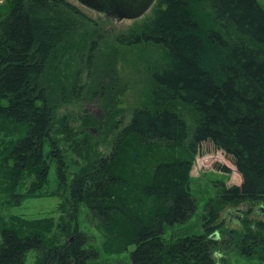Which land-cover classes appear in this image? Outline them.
Here are the masks:
<instances>
[{"label": "trees", "instance_id": "1", "mask_svg": "<svg viewBox=\"0 0 264 264\" xmlns=\"http://www.w3.org/2000/svg\"><path fill=\"white\" fill-rule=\"evenodd\" d=\"M152 7L150 17L110 36L67 0L0 2L4 191L19 204L46 185L54 165L69 196L68 218L53 238L41 224L4 225L0 264H24L30 251L35 264H106L80 229L81 206L103 237V253L134 246L128 264H224L230 248L264 264V219L243 218L242 231L220 217L226 206L264 202V6L156 0ZM139 45L163 49L150 67L149 95L114 134L107 154L93 150L88 128L109 121L115 129L122 121L114 119L119 110L108 96L118 83L120 47ZM86 99L100 102L103 118L85 108L76 126L59 112ZM65 142L85 159L71 172ZM203 142L232 159L241 183H221L204 205L200 232L165 237L197 208L190 171ZM29 176L26 191L14 192Z\"/></svg>", "mask_w": 264, "mask_h": 264}, {"label": "rangeland", "instance_id": "2", "mask_svg": "<svg viewBox=\"0 0 264 264\" xmlns=\"http://www.w3.org/2000/svg\"><path fill=\"white\" fill-rule=\"evenodd\" d=\"M88 15L90 18L99 21L106 34L118 35L124 33L130 27L153 14V5L141 16L136 19H116L106 18L103 14L81 5L77 0H67ZM264 6V0H258ZM1 2V1H0ZM117 47L118 45L115 44ZM120 47V46H119ZM119 61L117 62V85L112 84L108 96L113 100L114 109L119 110L118 116L122 120L120 125L113 129L109 121H103L97 127L95 125L88 128L93 134V150L107 154L110 150V144L114 134L121 130L122 126L129 120L132 110L144 102L149 95L151 87L150 67L153 61L160 60L163 55V49L154 45H139L135 47H120ZM86 81L85 76L81 79ZM96 119L104 116L103 108L100 102L95 99L79 100L76 103L65 106L60 109V113H67L74 120L72 123L80 125L81 116L84 109ZM113 119V121H114ZM166 148V147H163ZM64 154L66 156L68 171H74L77 167L85 163L83 155L73 152L68 143L63 144ZM168 149L166 150V152ZM83 152V151H82ZM162 152H165L163 149ZM1 161V158H0ZM33 176V175H32ZM25 178L14 192L22 193L26 191L33 177ZM191 188L197 199V208L193 215L182 224H175L167 228L165 237L171 234H183L189 232H200L202 230V215L204 205L210 199L217 195L221 183L226 186L241 183V175L237 172L232 159L222 150L217 149L210 142H203L194 156L193 165L190 171ZM4 179L0 176V239L1 229L4 225H20L29 230L36 225L46 226V236L53 238L58 235L60 228L68 218L69 196L68 191L60 186L55 175V166L52 165L46 185L36 192L37 194L27 196L19 204L11 201L12 197L9 191H4ZM261 207V208H260ZM264 202L242 203L239 206H226L220 214L221 220L230 229L243 231L244 219H249L254 223L256 220L264 219ZM86 207L81 206V212L78 216L79 226L89 237L88 245L96 247L100 252V260L106 264H128L129 252L134 248L130 246L128 251L120 254H106L102 251L103 237L91 222ZM20 227V228H21ZM217 257V256H216ZM226 259L224 264H260L256 258H246L241 256L236 249L230 248L222 253ZM24 264H35V251L27 253Z\"/></svg>", "mask_w": 264, "mask_h": 264}, {"label": "water", "instance_id": "3", "mask_svg": "<svg viewBox=\"0 0 264 264\" xmlns=\"http://www.w3.org/2000/svg\"><path fill=\"white\" fill-rule=\"evenodd\" d=\"M81 5L108 18L136 19L141 17L156 0H77ZM261 208V207H260Z\"/></svg>", "mask_w": 264, "mask_h": 264}, {"label": "built area", "instance_id": "4", "mask_svg": "<svg viewBox=\"0 0 264 264\" xmlns=\"http://www.w3.org/2000/svg\"><path fill=\"white\" fill-rule=\"evenodd\" d=\"M0 1H2V0H0Z\"/></svg>", "mask_w": 264, "mask_h": 264}]
</instances>
